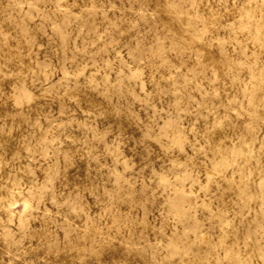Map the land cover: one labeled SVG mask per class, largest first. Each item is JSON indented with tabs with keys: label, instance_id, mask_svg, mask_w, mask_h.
Listing matches in <instances>:
<instances>
[{
	"label": "rangeland",
	"instance_id": "374dc122",
	"mask_svg": "<svg viewBox=\"0 0 264 264\" xmlns=\"http://www.w3.org/2000/svg\"><path fill=\"white\" fill-rule=\"evenodd\" d=\"M0 264H264V0H0Z\"/></svg>",
	"mask_w": 264,
	"mask_h": 264
}]
</instances>
